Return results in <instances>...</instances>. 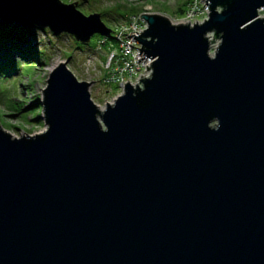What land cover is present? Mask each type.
Wrapping results in <instances>:
<instances>
[{"label": "water", "instance_id": "95a60500", "mask_svg": "<svg viewBox=\"0 0 264 264\" xmlns=\"http://www.w3.org/2000/svg\"><path fill=\"white\" fill-rule=\"evenodd\" d=\"M205 2L200 23L140 15L150 75L104 108L61 61L45 129L0 125V264H264V0ZM6 5L0 25L113 38L76 1Z\"/></svg>", "mask_w": 264, "mask_h": 264}, {"label": "rangeland", "instance_id": "374dc122", "mask_svg": "<svg viewBox=\"0 0 264 264\" xmlns=\"http://www.w3.org/2000/svg\"><path fill=\"white\" fill-rule=\"evenodd\" d=\"M62 1L65 3L76 1L77 8L84 14L100 13L103 22L114 30L128 15L137 14L136 17H138L145 12L144 8H148L146 10L148 12L166 16L174 24L183 22L184 12L180 14L177 11L180 7L187 9L191 0ZM27 27L29 30L26 38L31 40L36 48L42 49L45 54L40 55L38 63L19 61L17 73L10 77H0V125L6 131L21 137L33 135L45 129L40 103L42 90L46 86L50 72L61 61H67L68 68L78 80L93 81L89 91L95 103L103 107L105 102H111L114 94L112 91H106L102 62L109 52L110 44L116 46L114 39H108L106 44L100 45L101 35L94 34L88 43H82L67 33L54 35L48 27ZM219 41V38H214L210 45V54L214 53ZM14 56L18 58L16 54Z\"/></svg>", "mask_w": 264, "mask_h": 264}, {"label": "built area", "instance_id": "2783aa9c", "mask_svg": "<svg viewBox=\"0 0 264 264\" xmlns=\"http://www.w3.org/2000/svg\"><path fill=\"white\" fill-rule=\"evenodd\" d=\"M205 3V0L189 1L187 9L184 11L185 16L182 18L183 22L179 23H200L207 19L209 9L208 3ZM217 9L220 10V7ZM146 10H148V8H144L143 11L145 12L143 13H151ZM257 13L258 17L264 18V6L258 8ZM136 15H128L123 22L114 28L112 31V39L116 41V46L110 44L109 52L102 62L105 71L103 82L104 85L107 86L106 91H112L114 94V97H111V102H113L118 95L123 93L125 83L128 82L135 85L139 83L140 77L144 78L150 75L152 59L149 57L144 58V56H146L145 53H142L140 56L139 48H141V44L136 38L130 36L133 34L140 35L147 28V22L142 17L140 18L141 14L138 17H136ZM127 35H129V37H127ZM209 36L212 41L214 32L208 33V38L210 40ZM108 39L110 38L103 37L99 40V44H106L105 42L108 41ZM96 104L100 107L98 103ZM104 106L100 108H104Z\"/></svg>", "mask_w": 264, "mask_h": 264}, {"label": "trees", "instance_id": "16d2710c", "mask_svg": "<svg viewBox=\"0 0 264 264\" xmlns=\"http://www.w3.org/2000/svg\"><path fill=\"white\" fill-rule=\"evenodd\" d=\"M184 11L185 8L180 7L177 12L182 14ZM28 30L27 26L0 25V77H10L17 73L19 61L38 63L40 55L45 54L42 49L36 48L35 44L26 38ZM102 38L100 36L99 40ZM15 54L18 58L14 56Z\"/></svg>", "mask_w": 264, "mask_h": 264}, {"label": "bare ground", "instance_id": "6f19581e", "mask_svg": "<svg viewBox=\"0 0 264 264\" xmlns=\"http://www.w3.org/2000/svg\"><path fill=\"white\" fill-rule=\"evenodd\" d=\"M10 1L13 3V2H16V1H18V0H10ZM10 1H9V0H6V3H7L6 6H7V7L10 6ZM14 4H15V3H14ZM12 6L14 7V5H12Z\"/></svg>", "mask_w": 264, "mask_h": 264}]
</instances>
